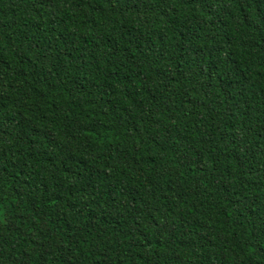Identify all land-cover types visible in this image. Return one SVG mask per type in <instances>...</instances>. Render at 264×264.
<instances>
[{
	"label": "trees",
	"instance_id": "obj_1",
	"mask_svg": "<svg viewBox=\"0 0 264 264\" xmlns=\"http://www.w3.org/2000/svg\"><path fill=\"white\" fill-rule=\"evenodd\" d=\"M0 264H264V0H0Z\"/></svg>",
	"mask_w": 264,
	"mask_h": 264
}]
</instances>
